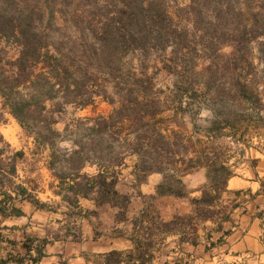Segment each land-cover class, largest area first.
<instances>
[{"label":"trees","instance_id":"trees-1","mask_svg":"<svg viewBox=\"0 0 264 264\" xmlns=\"http://www.w3.org/2000/svg\"><path fill=\"white\" fill-rule=\"evenodd\" d=\"M104 1V5L110 6L109 12L98 16L89 12L85 18L88 25L83 27L74 22L78 36L61 43L50 36L49 26L40 28L34 23L32 10L24 8L16 12L10 0H0V41L4 39L12 44L16 52L13 58L3 61L0 48L2 106L38 145L52 149L48 168L58 179L54 192L70 207L76 208L79 196H84L94 199L96 205L111 203L117 206L118 216L124 218L130 196L116 188L117 167L124 163L127 155L135 154L138 181L150 172L162 173L157 194L183 196L185 187L181 177L194 169L205 168L207 181L201 188V196L192 201L198 205V213L207 216L206 206L220 196L232 173L227 165V149L208 143L217 136L215 132L208 133L206 143L193 148L194 154L188 156L189 148L181 144L188 143V138L162 125L160 94L164 92L153 89L151 78L145 72H125L120 65L125 53L136 52L144 59L150 48L162 52L171 43H174V54L184 51L185 47V52H191L192 44L186 39L188 30H181L173 23L181 21H174L170 16L169 0ZM196 5L197 0H190L186 5L189 13L195 15ZM79 17L82 18V11L75 9L72 19L76 21ZM239 51L231 53L229 60L236 62ZM111 61L116 62V66L109 70ZM214 73L210 70L209 76ZM110 74L114 81L112 88L105 82ZM100 76L102 82H99ZM205 91L207 96L212 97L214 93L213 97L225 100H234L239 95L250 100L254 97L245 85L215 92L207 87ZM177 96V91L169 95L171 100H176ZM97 97L112 105L109 113L72 118L66 122L63 133L53 127L67 105L82 109L93 105ZM60 140H70L71 146L59 147ZM197 142L201 144L202 141L197 138ZM22 155V150L12 151L0 133L2 194L10 199L9 189H12L43 207L44 202L13 180L17 159ZM86 164L95 165L97 171H82ZM12 212L19 214L20 210ZM70 216H75V211L71 210ZM148 216L149 212H142L133 221L139 224L134 250L96 254L93 264H143L154 255V237L159 230L174 231L182 224L180 216L162 221L155 215L154 226H144L143 221L148 223ZM68 225V231L76 230L74 220H69ZM77 236L74 233V237ZM46 241L43 239L41 244ZM42 245L37 247L36 255H30L33 263L43 256ZM27 251L29 254V247ZM4 262L1 260L0 264Z\"/></svg>","mask_w":264,"mask_h":264},{"label":"crops","instance_id":"crops-1","mask_svg":"<svg viewBox=\"0 0 264 264\" xmlns=\"http://www.w3.org/2000/svg\"><path fill=\"white\" fill-rule=\"evenodd\" d=\"M0 112L11 115L2 106L1 99ZM11 117L10 126L0 119V133L16 151L20 150L18 129L22 127ZM65 125L66 121L59 118L53 127L63 133ZM191 135H195V128ZM28 136L37 149L31 154L42 161L30 166L25 164L23 156L27 153L22 150L13 180L24 185L45 206L36 205L12 189H9L12 198L6 199L0 187V261L5 260L4 264H93L90 256L111 250H134L139 224L133 221L140 213L149 212V207L160 220L180 216L182 224L174 231L159 230L154 237V255L143 264H264V145L251 148L241 161L231 162L232 173L220 196L206 206L207 216H201L198 205L192 201L201 196V188L207 181L205 168L194 169L181 177L185 187L183 196L157 194L162 173L153 171L138 181L137 156L127 155L117 167L116 188L130 196L126 215L120 218L118 207L111 203L96 205L94 199L79 196L77 207L72 208L63 201L54 192L58 179L48 168L52 149L38 145ZM58 146L70 147L71 141L60 140ZM82 171L97 170L95 165L86 164ZM124 180H128V192L119 188ZM13 209L20 213L14 214ZM71 210L75 216H70ZM69 220H74L75 231L67 230ZM74 233L78 236L74 237ZM43 239L47 241L42 245ZM41 245L43 256L33 263L30 255H36Z\"/></svg>","mask_w":264,"mask_h":264},{"label":"rangeland","instance_id":"rangeland-1","mask_svg":"<svg viewBox=\"0 0 264 264\" xmlns=\"http://www.w3.org/2000/svg\"><path fill=\"white\" fill-rule=\"evenodd\" d=\"M103 2L10 0V6L16 12L24 8L32 10L34 23L40 28L49 26L53 40L63 43L78 36V27H75L74 22L84 27L89 23L85 19L89 12L98 16L111 10ZM189 2L169 0L168 12L174 21H181L173 22L177 28L188 30L186 39L192 44L191 52H185V47L184 51L174 54V43H171L162 52L150 48L144 59L136 52L125 53L120 65L125 72H145L151 78L153 89L164 92L160 94L163 111L159 117L168 131L176 130L188 138V143H181L189 148L188 156L194 154L193 148L206 143L208 133L215 132L217 136L208 143L227 149L230 160L227 165L232 170L231 162L241 161L251 148L264 145V0H197L195 15L189 13L186 7ZM75 9L82 11V18L76 21L72 19ZM0 48L3 61L10 60L16 53L14 46L7 44L4 39L0 41ZM237 49L240 51L236 62L229 60L228 57ZM115 63L111 61L107 69L110 70ZM210 70L215 71L211 77ZM99 80L102 82L103 78L100 76ZM105 80L112 88V75ZM243 85L252 91L253 99L239 95L234 100H225L213 97L214 93L212 97L207 96L205 91L207 87L215 92L220 89H239ZM175 91L178 92L177 99L171 100L169 95ZM111 108V104L97 97L93 105L82 109L67 105L60 119L67 122L76 117L107 113ZM0 119L9 126L13 121L11 115L3 112H0ZM193 128L194 136L191 135ZM18 131V147L27 153L23 156L25 164L30 166L42 161L37 155L31 154L36 153L37 149L33 148L28 133L22 128ZM197 138L202 141L201 144ZM10 149L14 151V148ZM119 188L128 192V180L122 181ZM148 210V223L145 224L152 226L156 213L151 207ZM89 258L91 261L96 259L94 256Z\"/></svg>","mask_w":264,"mask_h":264}]
</instances>
